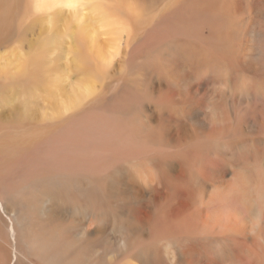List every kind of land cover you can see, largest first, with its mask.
<instances>
[{
	"label": "bare ground",
	"instance_id": "obj_1",
	"mask_svg": "<svg viewBox=\"0 0 264 264\" xmlns=\"http://www.w3.org/2000/svg\"><path fill=\"white\" fill-rule=\"evenodd\" d=\"M59 1L42 0L49 10ZM115 2L64 0L79 21L89 79L58 113L80 110L86 93L97 97V80H106L118 55L166 50L149 41L154 26L143 28L148 43L136 44V31L118 25L124 18ZM103 31L117 37L103 45ZM202 42L217 59L203 52L198 72L174 64L168 88L151 62L150 91L125 84L113 103L64 123L44 126L52 114L34 112L31 98L22 126L0 113V264H264V103L245 83L264 75V52L229 36ZM212 60L218 66L206 69ZM231 60L245 66L233 75L245 83L235 94L222 68ZM60 90L51 91L55 103ZM240 111L246 120L237 124Z\"/></svg>",
	"mask_w": 264,
	"mask_h": 264
},
{
	"label": "rangeland",
	"instance_id": "obj_2",
	"mask_svg": "<svg viewBox=\"0 0 264 264\" xmlns=\"http://www.w3.org/2000/svg\"><path fill=\"white\" fill-rule=\"evenodd\" d=\"M95 1L81 0V3L90 5ZM59 2L55 8L49 10L42 0H0V100H8V105L0 108V113L8 118V124L15 127L22 126L20 115L24 113L30 115L33 110L39 114L48 112L52 114L44 126L64 123L66 120L94 110L96 106L104 105V102L105 104L113 103L118 99L125 84L133 88L140 86L143 91H150L144 83L145 75L149 71L154 72L151 62L156 64L155 73L152 76L156 81H162L164 87L168 88L172 73L177 70H172L174 64L181 65L183 62H188L187 71L195 72L194 66L203 56V52L212 53L217 59L216 51L214 53L202 50L201 46H206L203 42L196 45L197 38L200 37L211 41V39H223L229 36L236 39L240 48H244L248 40H253L254 45L259 46L264 52V0H223V2L221 0H116L114 4L120 13L122 11L120 17L124 18V22L119 21L118 25L124 27L127 33L136 31V44L142 41L148 43V40H143V28L154 26L156 28L152 37L154 39L151 38L149 41L153 40L156 44H160L158 49L165 46L166 50L163 53H159L157 49L151 52L141 50L132 57L128 54L124 58L123 54L118 55L108 70L106 80L102 84H99L100 80H97L95 89L100 93L97 97L91 98L92 94L86 93L84 98L87 99L84 101L86 104L80 110L77 109L72 113L65 111H63L65 113H58V105L63 104L68 95L74 98L72 94L76 92V87L87 85L86 82L89 79L86 67L82 64L85 53L83 54L82 47L79 46L75 30V24L79 21L76 23L72 21V13L65 6L64 0ZM91 10V7L87 8L86 13ZM131 11L136 18L129 19L128 14ZM147 23H150L149 26ZM219 24L224 25V30L221 31ZM214 28H217L216 32L211 31ZM104 35L101 40L103 45L108 43L107 39L117 37L114 32H106ZM129 35L132 36V34ZM157 39L159 42H156ZM187 43H193L194 46L188 49ZM246 62L250 63V61ZM232 63L231 60L225 65L222 64L224 65L222 68L226 74L229 73L228 81L233 94L246 83L254 102L264 103V75H251L243 83L236 80L233 75L243 73L245 66L241 63L240 66L235 65L233 68ZM213 64L218 66L217 61L212 60L206 69H212ZM177 74L175 80L181 83L180 73L177 72ZM242 77L246 78L245 75ZM150 82L148 81L149 84ZM58 85L61 89L60 99L55 103L51 97L56 94L51 91ZM74 95L77 97L75 93ZM29 98L34 105L33 110L31 106L30 111L25 110L23 106ZM150 98L148 96V99ZM154 98H156L155 94ZM72 102L73 100L70 99V104ZM239 113L236 117L237 124L246 120V114L242 111ZM40 128H42L41 125Z\"/></svg>",
	"mask_w": 264,
	"mask_h": 264
}]
</instances>
